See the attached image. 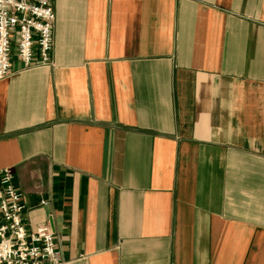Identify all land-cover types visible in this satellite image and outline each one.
Instances as JSON below:
<instances>
[{
  "label": "crops",
  "instance_id": "crops-1",
  "mask_svg": "<svg viewBox=\"0 0 264 264\" xmlns=\"http://www.w3.org/2000/svg\"><path fill=\"white\" fill-rule=\"evenodd\" d=\"M52 2V64L0 80L27 229L63 264H264V0Z\"/></svg>",
  "mask_w": 264,
  "mask_h": 264
},
{
  "label": "built area",
  "instance_id": "built-area-1",
  "mask_svg": "<svg viewBox=\"0 0 264 264\" xmlns=\"http://www.w3.org/2000/svg\"><path fill=\"white\" fill-rule=\"evenodd\" d=\"M54 19L52 0H0V80L10 74L14 55L23 68L52 64ZM24 209L13 171L1 168L0 264H63L50 223L27 229Z\"/></svg>",
  "mask_w": 264,
  "mask_h": 264
}]
</instances>
